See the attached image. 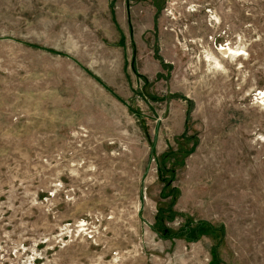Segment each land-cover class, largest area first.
<instances>
[{
  "label": "rangeland",
  "instance_id": "rangeland-1",
  "mask_svg": "<svg viewBox=\"0 0 264 264\" xmlns=\"http://www.w3.org/2000/svg\"><path fill=\"white\" fill-rule=\"evenodd\" d=\"M262 90L264 0H0V264H264Z\"/></svg>",
  "mask_w": 264,
  "mask_h": 264
},
{
  "label": "bare ground",
  "instance_id": "bare-ground-1",
  "mask_svg": "<svg viewBox=\"0 0 264 264\" xmlns=\"http://www.w3.org/2000/svg\"><path fill=\"white\" fill-rule=\"evenodd\" d=\"M219 52H222L223 54H232L235 51L233 49H231L230 47H221V49H220ZM237 53H239L240 55H242L243 52H236V54ZM259 95H261V99H262V102H263L264 101V90H262L261 92H259Z\"/></svg>",
  "mask_w": 264,
  "mask_h": 264
},
{
  "label": "trees",
  "instance_id": "trees-1",
  "mask_svg": "<svg viewBox=\"0 0 264 264\" xmlns=\"http://www.w3.org/2000/svg\"><path fill=\"white\" fill-rule=\"evenodd\" d=\"M189 114H190V112H188V114H187V115L189 116Z\"/></svg>",
  "mask_w": 264,
  "mask_h": 264
}]
</instances>
